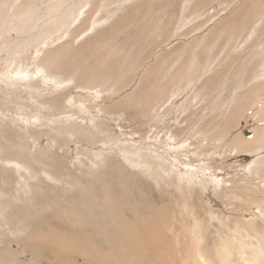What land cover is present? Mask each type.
Wrapping results in <instances>:
<instances>
[{
	"label": "rangeland",
	"instance_id": "obj_1",
	"mask_svg": "<svg viewBox=\"0 0 264 264\" xmlns=\"http://www.w3.org/2000/svg\"><path fill=\"white\" fill-rule=\"evenodd\" d=\"M244 1L0 0V264H84L57 234L111 264H157L152 230L173 264L264 246V0L224 24Z\"/></svg>",
	"mask_w": 264,
	"mask_h": 264
},
{
	"label": "bare ground",
	"instance_id": "obj_2",
	"mask_svg": "<svg viewBox=\"0 0 264 264\" xmlns=\"http://www.w3.org/2000/svg\"><path fill=\"white\" fill-rule=\"evenodd\" d=\"M259 1L261 0H245L243 5L230 17L228 18L227 22H225L224 24H227L228 22H233L237 19H240L244 16V13L246 14L247 13V10L249 8H251L252 6H254L256 3H258ZM105 61H103L104 63ZM216 203V202H215ZM217 204V203H216ZM217 207V206H216ZM5 211V210H4ZM40 212V211H39ZM154 219V218H153ZM152 221V220H151ZM153 222V221H152ZM149 223V222H148ZM157 223V222H156ZM155 224V222H154ZM200 224V223H199ZM148 225V224H147ZM158 225V223H157ZM156 225V227H157ZM161 227V226H160ZM131 228V227H130ZM129 228V229H130ZM133 228V227H132ZM130 229V230H133V229ZM138 228V227H137ZM136 228V230H137ZM146 228V227H145ZM153 228V227H152ZM200 228V227H199ZM201 229V228H200ZM199 229V230H200ZM139 230V229H138ZM238 230V229H237ZM242 230V229H241ZM39 231V230H38ZM41 231V230H40ZM52 231V230H51ZM129 231V230H128ZM155 231V230H154ZM153 230L152 231H147L148 233V236H147V233H145V236L147 237H144L143 238H140L139 236L136 235L137 239H136V242H137V246L141 248L142 251H145V249H147L149 251V255H152L150 256V260H154L153 262L157 263V264H173V261L171 263V258L168 254H165V249L164 247L161 246V243L162 242L159 237V231H156L154 232ZM44 232V231H43ZM50 232V231H49ZM235 232H236V229H235ZM47 233V232H46ZM234 233V232H233ZM254 233V232H253ZM131 234V233H129ZM232 234V233H231ZM39 234H33V236L35 238H39L40 236H38ZM41 235V234H40ZM44 235V234H43ZM58 235V234H57ZM57 235H55V237L53 238V243H54V246L53 247H50V250H56V252H61L63 253V256H69L70 254H73V255H82L85 259H83L82 257V260H84V264H111V263H107L108 259H107V255L109 254H102L101 251H96L95 253H92L87 249L85 248H79L77 249L76 246H70L68 242H65V240H63L62 238H59ZM127 235V234H126ZM260 235V234H259ZM258 235V236H259ZM30 236V235H29ZM142 236V235H141ZM197 237V236H196ZM253 237V236H252ZM48 238V237H47ZM77 238V237H76ZM148 238V239H147ZM249 236L248 234L246 233V231L244 232V235H242V233L240 234H236V235H230V234H225V236L219 241V251L216 255V258L219 259V263L220 264H227L228 263V258L231 254V251L232 253L234 252L236 255H237V258H240L241 260V264H264V246H263V243L261 241V239H258L257 240V243L256 245H251V244H248V240H249ZM32 239V237L30 238V240ZM41 239V238H40ZM48 240V239H47ZM145 240H149L148 243L145 242ZM198 242L201 243V235L199 236L198 235V238H197ZM36 241V239H35ZM50 242V240H48ZM167 241V240H166ZM169 241V240H168ZM33 242V241H32ZM31 242V243H32ZM39 242V241H38ZM41 242V241H40ZM52 242V241H51ZM30 243V244H31ZM52 243V244H53ZM128 243V242H127ZM147 243V245L145 244ZM46 245L47 242H45ZM51 244V245H52ZM149 244V245H148ZM167 244V243H166ZM38 245V244H37ZM112 245V244H111ZM122 246V245H121ZM129 246V245H128ZM165 246V245H164ZM168 246V245H166ZM170 246V245H169ZM229 247H233L231 248L230 252L228 253L226 250L229 248ZM37 248H39V246H37ZM41 248H44V246H42ZM123 248V246H122ZM167 248V247H165ZM169 248V247H168ZM48 249V248H47ZM119 249V248H118ZM118 249H115V251ZM137 249V248H136ZM135 249V250H136ZM230 249V248H229ZM116 251V253H117ZM221 251V253H220ZM51 252V251H49ZM105 252H108V251H105ZM113 252V251H112ZM111 252V253H112ZM125 252V251H124ZM123 252V258L126 260V259H129L128 258H125V253ZM165 252V253H164ZM52 253V252H51ZM110 253V252H109ZM114 253V252H113ZM44 254V253H43ZM154 254V255H153ZM73 255H70L71 257ZM120 256V254H118ZM143 255V254H142ZM145 255V254H144ZM148 255V256H149ZM60 256V255H59ZM136 256H138V253L136 254ZM135 256V257H136ZM140 256V255H139ZM147 256V258H148ZM79 257V258H81ZM95 257L97 258V260H95ZM122 258V256H120ZM119 257V258H120ZM232 257V255H231ZM64 258V257H62ZM115 259V262L113 261L112 264H131L129 261H127L125 263L124 260H120V259ZM138 258V257H137ZM66 259V258H65ZM69 259V258H68ZM78 259V257H77ZM94 259V260H93ZM131 259V258H130ZM164 261L165 259V262H162V260ZM214 259V258H213ZM93 260V261H92ZM134 260V259H133ZM140 260V258H139ZM230 260V259H229ZM66 261V260H65ZM110 261V260H109ZM68 262V261H67ZM111 262V261H110ZM129 262V263H128ZM65 263V262H64ZM137 263V262H136ZM141 263V262H140ZM147 263V262H145ZM151 264V262H148ZM198 263L199 264H213L212 260L208 257V256H203V255H199V258H198ZM230 263V261H229ZM77 264H80V263H77ZM135 264V263H134ZM143 264V263H142ZM233 264V263H232Z\"/></svg>",
	"mask_w": 264,
	"mask_h": 264
}]
</instances>
